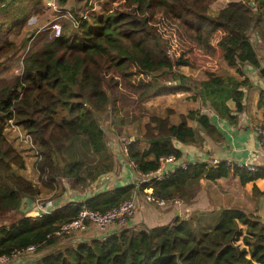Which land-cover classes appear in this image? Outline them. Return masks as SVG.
<instances>
[{"label": "trees", "instance_id": "trees-1", "mask_svg": "<svg viewBox=\"0 0 264 264\" xmlns=\"http://www.w3.org/2000/svg\"><path fill=\"white\" fill-rule=\"evenodd\" d=\"M42 1L0 0V61L19 48L17 40L29 14L41 10ZM67 1L59 3L65 6ZM217 1L112 0L101 11L89 3L82 11L84 18L71 11L77 27L63 26L57 37H49L48 31L37 37L39 44L23 58L18 75L0 83V215L19 214L0 225V256L33 245L37 252L50 249L32 264H264V223L235 207L195 212L153 228H123L105 238L61 246L60 238L53 236L81 206L103 212L149 187L166 202L184 199L200 179L216 181L232 174L246 185L263 177V169L249 171L227 162L187 163L161 180L104 189L48 214L27 217L21 211L26 198L65 182L83 191L113 169L114 157L100 120L109 111L117 117L120 103L135 102L120 90L122 84L140 102L185 92L183 99L197 103L186 112L170 108L166 116L149 113L145 123L139 122L126 145L127 160L137 173L156 171L161 158L181 157L174 140L197 145L203 141L201 132L221 139L203 109L230 121L234 116L228 101L235 102L237 111L242 109V87L249 84L243 67H259L250 31L264 38V0H228L219 7ZM158 24L175 27L180 40L217 58L221 67L204 71L201 78L184 74L180 68L189 66V60L169 55L170 39ZM9 121L30 135L35 145L36 178L22 174L25 160L5 135ZM79 142L87 144L92 163L83 159L80 148L75 150ZM252 192L256 194L255 186Z\"/></svg>", "mask_w": 264, "mask_h": 264}, {"label": "crops", "instance_id": "crops-1", "mask_svg": "<svg viewBox=\"0 0 264 264\" xmlns=\"http://www.w3.org/2000/svg\"><path fill=\"white\" fill-rule=\"evenodd\" d=\"M252 41L259 57V67L246 64L243 67L248 77L249 84L242 87V109H235V102L228 101V106L232 110L234 120H224L218 118L209 109L203 111L210 117L212 123L218 129L221 139L207 137L203 132V141L199 144H184L174 140V146L180 150L181 157L177 158L173 164L174 168L181 167L187 163L205 162L212 164L214 160L227 162L231 165L243 166L246 163L252 165H264V155L259 144V137L256 128L262 122V105L264 103V38L257 36L255 30H251ZM254 39V40H253ZM230 72L234 69L230 68ZM182 99L188 95L185 92ZM185 102L186 112L189 107L197 106V103ZM172 108H175L173 106ZM175 110V109H174ZM193 124V123H191ZM111 148V147H110ZM124 145H116L110 149L114 157L113 169L105 174L101 179L87 186V190L75 192L72 190L70 199L51 195L53 208L58 209L64 206V202H81L85 199L87 192L95 194L101 190L136 183L137 174L129 167ZM256 187V194L252 192ZM30 198H26L25 203ZM138 210L128 221L125 228L143 229L163 226L171 223L176 217H189L195 212H212L220 209L241 208L247 212L257 215L264 223V176L253 183L242 185L232 174L226 178L216 181L200 179L189 189V194L184 199L167 201L165 206L158 207L143 199L142 193L136 197ZM21 209V211L23 210ZM115 226H109L104 231L91 226L88 231L81 234L82 241L101 239L116 233ZM47 251V250H46ZM46 251L38 252L34 259L40 257ZM31 257L14 259L4 264H24ZM31 258V259H33Z\"/></svg>", "mask_w": 264, "mask_h": 264}, {"label": "rangeland", "instance_id": "rangeland-1", "mask_svg": "<svg viewBox=\"0 0 264 264\" xmlns=\"http://www.w3.org/2000/svg\"><path fill=\"white\" fill-rule=\"evenodd\" d=\"M89 1V2H88ZM228 0H218L217 7L222 6ZM112 2V0H68L65 3L64 9L66 8L69 11L74 13H80L84 11L88 4L92 3L95 6L96 11L105 10L108 5ZM42 8L38 12H31L29 17L26 21L25 28L22 31L21 37L17 40L19 43V48L11 54L7 58H3L0 61V83L6 82L12 78H14L21 70L23 58L27 56L38 44L35 43L37 37L44 33L43 26L48 23V21L52 18L51 11L46 8L45 1L42 2ZM35 11V10H33ZM71 24V23H70ZM68 21H64V29L71 28L72 24L70 25ZM74 27V26H73ZM159 30L162 32L165 38L170 39L171 47L168 48L169 53L172 54L171 57H178L179 55H183L184 58H187L190 62L189 66L181 67L180 70L187 75H191L196 78H201L203 76L204 71L206 70H218L222 63L217 58H209L204 56L195 46L191 45L189 42L184 41L183 39L180 40V37L175 29V27L169 25L158 24ZM34 33V37H31V40H27L26 44L20 45V42L23 39H27ZM50 37V31L46 32ZM252 38V34H250ZM254 40V39H253ZM23 42V41H22ZM258 46L255 45V48ZM160 79H165L161 78ZM123 93H125L130 98L128 99H135V102L129 103V100L126 101V104L123 105V102L120 103V111L118 112L117 117L112 118L110 116L111 112L109 111L107 114L103 115V118L100 120L102 127L106 131V143L109 149H113L116 145H126L129 138L135 134V128L138 126L139 122L145 123L147 121V117L149 113H155L157 115L166 116L167 109H175L177 112H183L185 107V102L181 97L184 96L182 93H176L172 95L160 96V97H149L144 102H140L137 100V94H132L128 90H126L121 85L120 89ZM186 94V93H185ZM175 106V108H172ZM176 113L172 116L171 120H174L176 117ZM120 121H124V125H118ZM10 131V132H8ZM5 130V135L8 140L12 143V145L19 151L25 160L26 171L22 173L27 178L33 179L36 178L37 175L34 173L33 170V162L35 160L32 152V149L28 145H24L20 141L17 142L15 140L14 135L16 133L12 130ZM21 134H26V132L21 131ZM111 147V148H110ZM80 148L83 153V159L88 162L92 163L94 157L90 152L87 144L85 142H79L76 147ZM105 176V175H104ZM72 188H70L69 183H60L59 186L56 187L55 190H52L47 193H43L38 197L42 198L43 200H50L54 195L56 197H64V199H70V193H72ZM87 190V188L85 189ZM75 192H82L78 190H73ZM67 203V202H64ZM65 205V204H64ZM16 217H19V214L14 212H7L0 215V225L1 224H8ZM72 244L70 239H60L57 243L58 245H65L64 243ZM55 246H53L54 248ZM50 249V248H49ZM48 248L46 250H49ZM44 250V251H46ZM43 251V252H44Z\"/></svg>", "mask_w": 264, "mask_h": 264}, {"label": "built area", "instance_id": "built-area-1", "mask_svg": "<svg viewBox=\"0 0 264 264\" xmlns=\"http://www.w3.org/2000/svg\"><path fill=\"white\" fill-rule=\"evenodd\" d=\"M44 1L46 8L51 11L52 16L48 23L43 26L44 31H50L51 36L57 37L63 31L64 21H68L69 24L71 23L74 28L77 27V18L71 11L67 10L66 8L64 9V6L59 3V0ZM95 6L96 5H94L93 9H95ZM80 15L84 18L86 16V13L81 12ZM169 52L170 51H168V53ZM169 55L171 56L172 54L169 53ZM5 130H12V132L14 131L16 133V135H14V138L15 140H17V142L20 141L24 145L30 146L32 148L30 149L31 152L35 151V145L30 135H28L27 133L25 135L21 134V129L17 127L12 121H9V124L7 125ZM256 133L259 137V144L264 155V103L262 105V122L256 128ZM126 145L124 146L125 153L127 150ZM176 160L177 159L173 156L161 158L159 160V168L154 172H150L144 175L137 173L135 171V165L130 161L129 167L137 174L138 181L150 182L152 180H161L165 176H167L168 173L173 172V170L175 169L173 167V164L176 162ZM217 163L218 161L214 160L211 165H215ZM184 166L185 165L181 167ZM243 167H246L249 171H257L258 169L264 170V165L256 166L246 163L245 165H243ZM142 196L146 202L156 205L158 207H163L166 204L165 200L156 198L152 194V189L150 187L143 189ZM136 197L137 193L134 192V194L129 199L123 201L118 206L103 212L92 210L85 206H81L75 217H73L68 222L62 223L58 226V228L53 232V236L60 239H70L71 243H77L79 241H82L81 234L88 231L91 226H94L100 231H104L109 226H115L118 230L123 229L126 227L128 221L138 210ZM172 201H176V199ZM52 206L53 202L51 199L45 201L40 197H36L33 199H29L25 203L23 212L24 215L27 217H36L42 214H48L52 212ZM37 253V247L32 245L25 249L13 251L9 256H0V264H4L11 260L19 259L22 257L35 258ZM31 258L30 260H27V262L24 264H32L35 259Z\"/></svg>", "mask_w": 264, "mask_h": 264}, {"label": "water", "instance_id": "water-1", "mask_svg": "<svg viewBox=\"0 0 264 264\" xmlns=\"http://www.w3.org/2000/svg\"><path fill=\"white\" fill-rule=\"evenodd\" d=\"M250 5H251V6H253V5H254V4H253V2H251V3H250ZM132 140H133V138H132ZM89 196H90V193H89V192H87V194H86V196H85V197L87 198V197H89Z\"/></svg>", "mask_w": 264, "mask_h": 264}]
</instances>
